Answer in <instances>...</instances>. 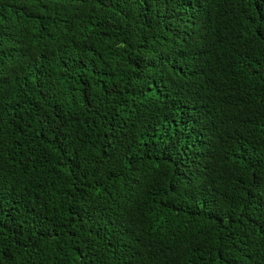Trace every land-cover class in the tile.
<instances>
[{
  "label": "trees",
  "instance_id": "trees-1",
  "mask_svg": "<svg viewBox=\"0 0 264 264\" xmlns=\"http://www.w3.org/2000/svg\"><path fill=\"white\" fill-rule=\"evenodd\" d=\"M0 264H264V0H0Z\"/></svg>",
  "mask_w": 264,
  "mask_h": 264
}]
</instances>
